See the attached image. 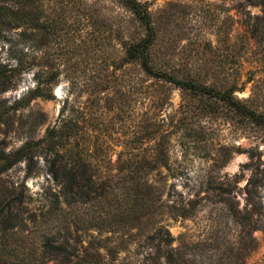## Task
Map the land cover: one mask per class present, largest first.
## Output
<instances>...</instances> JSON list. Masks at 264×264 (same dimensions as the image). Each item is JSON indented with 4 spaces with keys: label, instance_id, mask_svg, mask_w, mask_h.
Returning a JSON list of instances; mask_svg holds the SVG:
<instances>
[{
    "label": "rangeland",
    "instance_id": "obj_1",
    "mask_svg": "<svg viewBox=\"0 0 264 264\" xmlns=\"http://www.w3.org/2000/svg\"><path fill=\"white\" fill-rule=\"evenodd\" d=\"M136 1L160 78L125 59L145 29L122 0H0L56 25L62 54L49 85L33 69L0 96V146L31 147L0 176V198L27 202L25 228L0 230V264H264V128L222 99L237 86L264 118V0ZM33 34L26 53L1 33L0 65L41 66L55 39Z\"/></svg>",
    "mask_w": 264,
    "mask_h": 264
},
{
    "label": "trees",
    "instance_id": "obj_2",
    "mask_svg": "<svg viewBox=\"0 0 264 264\" xmlns=\"http://www.w3.org/2000/svg\"><path fill=\"white\" fill-rule=\"evenodd\" d=\"M125 5H127L133 15L137 18L138 22L144 27L145 29V36L140 38L136 41L129 42L125 44V59L127 61L138 62L142 72L150 77L160 78L157 71L153 69L152 61H151V48L154 44V32L151 26V21L147 11L136 1V0H122ZM262 8V15L264 19V1L261 2ZM39 15L36 14L28 9H21L20 11H4L0 8V35L1 33H11V36L8 38L10 42V47L16 49L17 47L21 46L24 51L27 53L31 49L30 42L37 36V34L33 33H41L40 36V46H48L51 42H48V39H55V45L53 48L45 54L46 56H42L41 59L44 61L41 66L35 65L34 58H29L26 53L23 54L24 58H20L18 63L15 66H2L0 65V96L8 92L9 90H14L18 86V77L22 74L32 71L36 69V72H33V78L39 77L44 75L45 71H49L47 73L48 79L46 80V85H49L51 81H53L58 75L56 72L55 63L62 61V54L59 50L60 39L57 37L58 28L56 25L52 23H43L39 20ZM44 18V17H43ZM10 25H13L15 28H11ZM6 27V28H5ZM20 27V28H19ZM52 42V43H53ZM34 46H32L33 48ZM49 47V46H48ZM14 53H17L14 52ZM22 53V52H21ZM18 54V53H17ZM37 67V68H35ZM168 83H173L177 85H181L182 87L191 88L192 90H199L202 91L203 87L195 86L193 83L189 82H181L179 80H175L173 78L165 79ZM237 86H233L229 89H226L224 95L225 98H222L226 103L229 104L235 111H237L241 117L246 119L247 121L251 122L252 124L261 126L264 128V118L261 115H258L255 111L248 108L244 105L241 101L232 98V94L238 90ZM40 92V88L37 86L33 91H30L29 97H34L36 93ZM35 97H40L47 99L50 97L49 93H42L36 95ZM31 98V99H32ZM16 107H20L23 104V97L18 98L14 101ZM6 117V118H5ZM0 126L6 127L5 130L1 132L0 135H7L10 130V119L5 116V114L0 112ZM31 147L29 144L25 143L22 147L14 150V151H7L6 153L5 148L0 146V176L9 170L14 164L27 160L29 158ZM65 171V169H64ZM70 184L73 185L75 183V175L72 172L68 173ZM258 182H250V186H255ZM1 185V183H0ZM25 198L22 197V193H15L12 194L4 199L0 198V230L1 232H8L12 229L18 228L22 226L25 228L24 223H22L20 215L24 213L26 206ZM27 213V212H25ZM46 249L47 253L53 259H57L62 256V250L60 247L51 248L47 250V246H42Z\"/></svg>",
    "mask_w": 264,
    "mask_h": 264
},
{
    "label": "bare ground",
    "instance_id": "obj_3",
    "mask_svg": "<svg viewBox=\"0 0 264 264\" xmlns=\"http://www.w3.org/2000/svg\"><path fill=\"white\" fill-rule=\"evenodd\" d=\"M56 94H57V95L59 94V89H58V88L56 89Z\"/></svg>",
    "mask_w": 264,
    "mask_h": 264
}]
</instances>
